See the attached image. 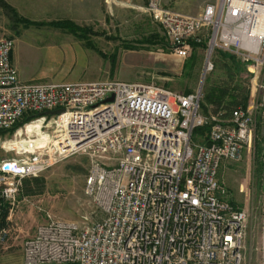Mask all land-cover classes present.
Listing matches in <instances>:
<instances>
[{
    "label": "built area",
    "instance_id": "1",
    "mask_svg": "<svg viewBox=\"0 0 264 264\" xmlns=\"http://www.w3.org/2000/svg\"><path fill=\"white\" fill-rule=\"evenodd\" d=\"M144 13L174 55L205 48L203 78L216 52L240 60L256 101L226 115L202 111L201 87L182 94L109 79L25 83L10 61L14 39L0 33V132L33 115L11 138H37L26 130L37 122L45 138L37 152L6 148L15 156L0 162V209L14 206L23 180L74 156L88 161L87 210L77 221L47 214L24 240L22 264H250L249 187L240 205L218 173L248 158L264 130V0H216L195 15L149 0ZM199 128L206 141L196 143ZM9 235L0 228V246Z\"/></svg>",
    "mask_w": 264,
    "mask_h": 264
},
{
    "label": "rangeland",
    "instance_id": "2",
    "mask_svg": "<svg viewBox=\"0 0 264 264\" xmlns=\"http://www.w3.org/2000/svg\"><path fill=\"white\" fill-rule=\"evenodd\" d=\"M113 1L114 3H106L102 0V16L89 23V33L85 36L87 42L104 59L87 72L77 73L74 68L68 75L61 72L50 75V64L41 54L30 56L32 53H29L28 41L48 45L53 34H56L52 27H24L13 22L11 14L0 7V33L14 39V64L19 74L33 78L35 83L53 80L60 82L63 78L88 82L93 79H109L153 83L182 94L201 87L203 97L214 85H221L232 79L233 83L247 90V102L256 101L254 96H250L252 77L246 75L245 65L240 60L229 54L216 52L211 58L214 68L203 78L202 68L206 59L203 46H199L200 49L197 50L192 48L185 58L178 57L171 50L160 26L144 13L149 0ZM119 1L124 5L119 4ZM201 1L205 6L214 0ZM26 20L45 24L55 21L41 17ZM90 38H93L94 44ZM229 56L233 60H229ZM39 126L38 122L27 124L26 130L30 134L35 133L37 138L30 139L23 145L18 139L11 138L13 133L6 132L0 136V162L15 156L14 152L5 153L6 148L36 152L45 140L43 133L38 131ZM18 134L21 132L18 131ZM201 140L202 138L192 135L193 142L199 143ZM255 147L260 150L258 155L254 148L248 158L237 163H224L219 170L222 175L219 180L229 190L232 199L240 205L245 203V192L249 187L250 264H264V130L260 131ZM87 170L88 161L85 157L68 158L43 172L38 178L26 179L30 180L29 184L25 187L22 183L14 206L3 203L7 211L5 227L10 228V238L6 245L0 246V264H22L24 240L32 236L36 226L46 222L47 214L62 220H79V215L88 207L83 193Z\"/></svg>",
    "mask_w": 264,
    "mask_h": 264
},
{
    "label": "crops",
    "instance_id": "3",
    "mask_svg": "<svg viewBox=\"0 0 264 264\" xmlns=\"http://www.w3.org/2000/svg\"><path fill=\"white\" fill-rule=\"evenodd\" d=\"M10 7H12L17 14L24 18L30 19L32 17L50 18L52 20H68L80 27H89V23L102 16V0H4ZM214 0L213 2H215ZM212 3V2H210ZM119 4L124 3L119 1ZM127 4V3H125ZM162 5L171 10L195 15L204 7L201 0H163ZM56 34L49 41L48 45L37 44L35 41H28L30 56L41 54L42 58L50 64L49 74L62 73L68 75L75 69L76 72H87L92 69L94 65L104 59L96 51L95 48L85 46L84 42L76 38L70 33L62 32L59 29L52 28ZM94 44L93 38H90ZM16 43V42H15ZM45 48V49H44ZM44 49V50H43ZM200 49L195 46L194 50ZM10 61L14 64V48L10 54ZM16 68V67H15ZM17 70V69H16ZM62 70V71H61ZM111 72V71H110ZM18 77L22 82L35 83L33 78L27 75L19 74ZM112 74V72H111ZM62 75V77H64ZM54 81V80H53ZM52 81V82H53ZM91 81H99L93 79ZM89 81V82H91ZM39 82V81H38ZM81 82L76 78H63L60 82L54 83H74ZM88 82V81H85ZM42 83V82H39ZM233 84H236L235 82ZM202 111L204 113L214 112V107L210 104L202 102ZM204 140V139H202ZM206 141V138L205 140ZM222 177L218 173V178Z\"/></svg>",
    "mask_w": 264,
    "mask_h": 264
},
{
    "label": "trees",
    "instance_id": "4",
    "mask_svg": "<svg viewBox=\"0 0 264 264\" xmlns=\"http://www.w3.org/2000/svg\"><path fill=\"white\" fill-rule=\"evenodd\" d=\"M0 7L7 10L11 14V18L15 23H20L24 27H29V26L42 27L48 25L49 27L56 28L61 31H65L67 33L72 34L81 41H84L85 46L94 49L93 45L90 42H87V40L85 39L86 34L89 33V29L86 27H79L75 25L73 22L68 20L52 21L49 22L48 24H45L43 22H31L29 20L20 17L17 14V12L7 3H5L3 0H0ZM194 48L195 45H193V49ZM228 59L233 60V58L230 56L228 57ZM203 99L205 103L210 104L214 107L213 109L214 112L224 111L225 114L227 115L231 110L237 107H245L248 100V94L246 89L242 88L239 84H233V81L231 79L227 83L221 85H214L212 88L206 91ZM31 117H33V115L29 117H25L21 122L16 124L12 128V130L9 131V133L12 134L16 129L21 127L23 124L27 123ZM206 132H207L206 128H199L194 131L193 136L200 137L205 140ZM3 135H5V133L0 132V136ZM255 151L257 152V155L260 152V150L257 149V147H255ZM29 181L30 180H26V179L23 180L22 181V183L24 184L23 186L27 187ZM6 213H7L6 208L2 204L0 209V228L7 226V223H5Z\"/></svg>",
    "mask_w": 264,
    "mask_h": 264
},
{
    "label": "water",
    "instance_id": "5",
    "mask_svg": "<svg viewBox=\"0 0 264 264\" xmlns=\"http://www.w3.org/2000/svg\"><path fill=\"white\" fill-rule=\"evenodd\" d=\"M107 101H111V98L108 99ZM63 110H56V111H53V112H48L47 114L48 115H56V114H59V113H62Z\"/></svg>",
    "mask_w": 264,
    "mask_h": 264
},
{
    "label": "bare ground",
    "instance_id": "6",
    "mask_svg": "<svg viewBox=\"0 0 264 264\" xmlns=\"http://www.w3.org/2000/svg\"><path fill=\"white\" fill-rule=\"evenodd\" d=\"M40 148H42V146H41ZM40 148H39L37 151H39V150H40ZM37 151H36V152H37Z\"/></svg>",
    "mask_w": 264,
    "mask_h": 264
}]
</instances>
